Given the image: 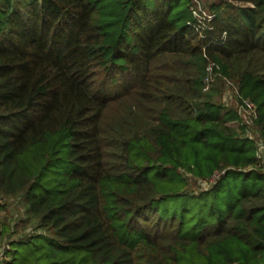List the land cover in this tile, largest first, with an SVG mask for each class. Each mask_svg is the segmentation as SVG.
Masks as SVG:
<instances>
[{
  "label": "trees",
  "instance_id": "obj_1",
  "mask_svg": "<svg viewBox=\"0 0 264 264\" xmlns=\"http://www.w3.org/2000/svg\"><path fill=\"white\" fill-rule=\"evenodd\" d=\"M249 2L0 0V195L34 225L2 264H264L263 165L215 100L230 81L264 143Z\"/></svg>",
  "mask_w": 264,
  "mask_h": 264
},
{
  "label": "rangeland",
  "instance_id": "obj_2",
  "mask_svg": "<svg viewBox=\"0 0 264 264\" xmlns=\"http://www.w3.org/2000/svg\"><path fill=\"white\" fill-rule=\"evenodd\" d=\"M213 1L218 0H192V7L196 10L197 14L201 15L202 17H206L211 15L209 5ZM227 1L242 6L250 5L249 0ZM215 100L227 108L231 107L235 109L238 104L233 86L226 82L222 86L220 95L217 96ZM185 177L188 181L186 189L190 191L197 192L210 186V182L208 180H200L189 175ZM22 204V199L19 195L14 197L0 195V247H4V244L7 242H11L12 239L20 238L23 233L32 232L31 227L34 228L33 224H28L27 227L21 229L20 223L27 217L25 213V207ZM2 231L5 232L2 233ZM4 259L5 255H3L2 262L4 261Z\"/></svg>",
  "mask_w": 264,
  "mask_h": 264
},
{
  "label": "built area",
  "instance_id": "obj_3",
  "mask_svg": "<svg viewBox=\"0 0 264 264\" xmlns=\"http://www.w3.org/2000/svg\"><path fill=\"white\" fill-rule=\"evenodd\" d=\"M193 13L197 18H201V15L196 13V10L191 7ZM210 18L209 16H206ZM215 69H218L217 65L209 61L206 66V75L203 79V90H207L209 85L211 84L213 77L215 75H220L219 73H215ZM226 83L232 85L230 81H226ZM233 86V85H232ZM234 88V86H233ZM236 93V90H235ZM236 111L238 114V122L237 124L244 128V135L249 139L253 140L256 146V156L260 159L263 169H264V143L259 139L257 132L253 129L252 124L253 121L257 118V110L256 106L253 102L248 99H241L236 106ZM219 177V173H215L208 181L210 184L214 183ZM4 255V247H0V264Z\"/></svg>",
  "mask_w": 264,
  "mask_h": 264
}]
</instances>
